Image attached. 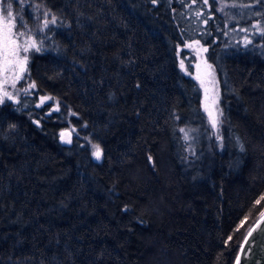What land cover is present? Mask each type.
<instances>
[{
    "label": "trees",
    "instance_id": "trees-1",
    "mask_svg": "<svg viewBox=\"0 0 264 264\" xmlns=\"http://www.w3.org/2000/svg\"><path fill=\"white\" fill-rule=\"evenodd\" d=\"M37 1L56 24L35 87L0 103V264H233L264 210V0ZM193 42L216 136L178 63Z\"/></svg>",
    "mask_w": 264,
    "mask_h": 264
},
{
    "label": "rangeland",
    "instance_id": "rangeland-1",
    "mask_svg": "<svg viewBox=\"0 0 264 264\" xmlns=\"http://www.w3.org/2000/svg\"><path fill=\"white\" fill-rule=\"evenodd\" d=\"M10 4V2H9ZM1 5V0H0ZM8 10V7H7ZM7 10L3 11V14L0 12V18H4L7 15ZM12 12L13 16L17 22V28L14 29L15 32L18 31H26L29 32L33 38H34V31L36 29H39L43 26V20H44V13H48V19L51 20L52 15L45 10L37 0H13L12 2ZM23 19L26 24V29H20L19 28V22ZM0 27H2V23H0ZM26 38V37H25ZM24 39V38H22ZM35 39V38H34ZM185 54L178 59L179 67L181 71L186 75H191L193 78H195L200 87V91L202 94V109L206 117V121L208 123L209 129H211L212 133L215 134V136L218 134L217 126L216 128L212 127V124L208 117V112L205 111V107L207 106L209 109H211L214 112H218L219 101H220V91H219V85L215 78L213 70L209 67L205 60V51L202 46H200L199 43L193 42L191 46L188 48H185ZM31 52H37L34 49L30 50L28 53H21V56L27 55ZM181 61H183L184 67L181 68ZM28 62V61H27ZM3 64L2 60H0V89H6L12 96V100H8L6 97H3V91L0 90V99L3 100L2 103H15L18 98L25 94V89H27L29 92L31 89V84L28 80V70H27V64L25 65V72L23 73L22 79L18 80L16 82L15 88L11 85V79H9L8 83H4L5 76H10V73H5L2 70ZM43 101V102H42ZM213 101H215V104H213ZM47 103L52 111H57V105L56 103L50 99V98H44L40 99V104ZM61 132H68L71 134V136H66L65 141L67 139L72 138V131L71 128L68 126H63L58 131V134L60 136ZM187 137V138H186ZM183 143L185 145V149L187 152H192L191 146L193 141V135L191 132L184 130L182 135Z\"/></svg>",
    "mask_w": 264,
    "mask_h": 264
},
{
    "label": "snow or ice",
    "instance_id": "snow-or-ice-1",
    "mask_svg": "<svg viewBox=\"0 0 264 264\" xmlns=\"http://www.w3.org/2000/svg\"><path fill=\"white\" fill-rule=\"evenodd\" d=\"M207 3V0H205ZM0 23H2V27H0V60H2L3 64V72L10 73V76H5L4 83L7 84L9 79H11V85L13 88L16 86V82L23 77V73L25 72V65L27 64L28 57L27 55L21 56V53H28L30 50L34 49L35 51H40V45L43 44L44 38L39 37V43L37 39H34L33 36L26 31H18L15 32L14 29L17 28V22L13 16L12 12V4H8L7 15L4 18H0ZM50 24H56V17L53 16L51 20L48 19V13H44L43 26L39 28L40 32H43L45 29L49 28ZM258 27V26H257ZM20 29H26V22L21 19L19 22ZM264 35V31L261 32ZM26 37V38H25ZM24 38V39H22ZM246 43H251V41H246ZM207 51V49H204ZM184 67L183 61H181V68ZM210 67V66H209ZM30 87H35V84H32ZM3 91V97H6L8 100H12L13 96L6 90L0 89ZM25 94H27V89L24 90ZM3 100L0 99V103ZM43 102V101H42ZM215 104V101H213ZM39 107V105H37ZM205 111L208 112L209 120L212 124L213 128H216L218 122V116L222 115V113L214 112L209 109L207 106L205 107ZM181 131H184L181 129ZM61 139L63 140L66 136H69L68 133L61 132ZM187 138V137H186ZM65 142L71 143V139H67ZM94 152L93 155L97 160L101 159L102 151L99 145H93ZM243 150V146H241ZM264 199V196L261 197ZM259 203V201H257ZM260 216L264 217V211L260 212ZM247 219V217H245ZM259 226V222L257 223V227ZM255 228H249L248 232L245 236L244 243L249 245L248 250L251 251L253 245L258 248L264 249V229H261L259 234L256 237H253L251 242H249V238L252 237ZM231 239V237H229ZM241 252L244 253L243 247L241 248ZM240 258L237 257L236 264H239Z\"/></svg>",
    "mask_w": 264,
    "mask_h": 264
},
{
    "label": "water",
    "instance_id": "water-1",
    "mask_svg": "<svg viewBox=\"0 0 264 264\" xmlns=\"http://www.w3.org/2000/svg\"><path fill=\"white\" fill-rule=\"evenodd\" d=\"M258 222L259 226L257 227ZM251 228H255L256 230L253 232L252 237L249 238V242H251L253 237H256L259 234L261 229H264V217L259 216V218L255 221ZM244 239L240 245L239 251L233 264H236L237 257L240 258L239 264H264V249L258 248L257 246L253 245L251 251H249V245L244 243ZM242 247L244 249V253L241 252Z\"/></svg>",
    "mask_w": 264,
    "mask_h": 264
}]
</instances>
